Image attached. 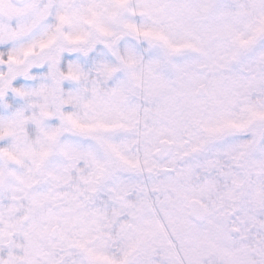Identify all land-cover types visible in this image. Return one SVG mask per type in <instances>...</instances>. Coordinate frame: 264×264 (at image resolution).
I'll return each instance as SVG.
<instances>
[{
	"label": "snow or ice",
	"instance_id": "obj_1",
	"mask_svg": "<svg viewBox=\"0 0 264 264\" xmlns=\"http://www.w3.org/2000/svg\"><path fill=\"white\" fill-rule=\"evenodd\" d=\"M0 264H264V0H0Z\"/></svg>",
	"mask_w": 264,
	"mask_h": 264
},
{
	"label": "rangeland",
	"instance_id": "obj_2",
	"mask_svg": "<svg viewBox=\"0 0 264 264\" xmlns=\"http://www.w3.org/2000/svg\"><path fill=\"white\" fill-rule=\"evenodd\" d=\"M163 198L164 197H163L162 194H156V195H154V199H160V200H162ZM157 210L159 211V206H157ZM162 219H163V217H162ZM164 223H165V226L168 227L166 220L164 221ZM181 227L182 226H179L178 225L177 228H176V231L179 232L180 229H181ZM168 231H169V237L172 240V242L175 244V247H176L177 252L181 255V257H183V255H184V244L180 240H177L176 235L173 234V231H172L171 228H169ZM198 251L199 250H197V252ZM197 252H193L192 255H196ZM158 259H159V257H158Z\"/></svg>",
	"mask_w": 264,
	"mask_h": 264
},
{
	"label": "water",
	"instance_id": "obj_3",
	"mask_svg": "<svg viewBox=\"0 0 264 264\" xmlns=\"http://www.w3.org/2000/svg\"><path fill=\"white\" fill-rule=\"evenodd\" d=\"M191 219H193L194 221H196L199 224L202 223V221L196 216H192Z\"/></svg>",
	"mask_w": 264,
	"mask_h": 264
},
{
	"label": "flooded vegetation",
	"instance_id": "obj_4",
	"mask_svg": "<svg viewBox=\"0 0 264 264\" xmlns=\"http://www.w3.org/2000/svg\"><path fill=\"white\" fill-rule=\"evenodd\" d=\"M154 195H156V194H154ZM191 219V218H190ZM192 221H194L193 219H191ZM195 222V221H194ZM195 223H197V222H195ZM197 224H199V223H197Z\"/></svg>",
	"mask_w": 264,
	"mask_h": 264
}]
</instances>
